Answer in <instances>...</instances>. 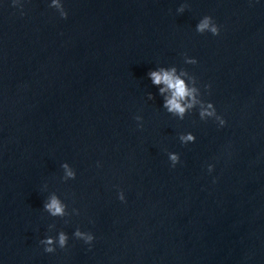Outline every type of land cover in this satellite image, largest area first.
Wrapping results in <instances>:
<instances>
[{
	"label": "water",
	"instance_id": "water-1",
	"mask_svg": "<svg viewBox=\"0 0 264 264\" xmlns=\"http://www.w3.org/2000/svg\"><path fill=\"white\" fill-rule=\"evenodd\" d=\"M177 4L65 0L62 19L47 0H26L24 16L0 3V264H264V0ZM205 14L218 36L195 32ZM171 64L211 84L225 127L160 107L146 73ZM186 130L197 139L182 146ZM164 149L182 163L170 168ZM63 161L74 180L61 181ZM45 182L80 215L49 217ZM50 223L66 249L43 252ZM77 225L95 234L91 250Z\"/></svg>",
	"mask_w": 264,
	"mask_h": 264
},
{
	"label": "clouds",
	"instance_id": "clouds-1",
	"mask_svg": "<svg viewBox=\"0 0 264 264\" xmlns=\"http://www.w3.org/2000/svg\"><path fill=\"white\" fill-rule=\"evenodd\" d=\"M3 0H0L2 3ZM26 0H11V5L14 8L20 9L19 14L25 15L23 11ZM47 6L55 9L59 17L66 19L68 12L65 8V0H47ZM190 7L189 0H178L176 7L177 14H183L186 9ZM194 30L199 34H211L212 36H218L221 31V26L216 22L212 15L205 14L201 16L195 23ZM183 63L185 65H196L198 60L194 56H189L186 52L181 53ZM147 78L151 84L156 87L157 94L161 97V108L171 116L178 120H184L188 114L196 113L199 121L212 122L217 129L223 128L227 124V120L224 115L218 112L216 105L210 99L205 97L210 95L211 84L203 83L192 74L185 67H177L175 64L171 65H156L146 73ZM148 100H153L154 96L151 92L147 94ZM134 120L137 122L136 127H143V117L141 115H135ZM177 139L182 146L193 144L196 142V135L192 131H181L177 133ZM170 168H175L178 164H181V154L176 151H170L164 149ZM96 167H102L101 162L96 161ZM203 167L208 174H212L215 169L214 162H206ZM62 175L61 181L67 182L74 180L77 176L76 169L68 162L63 161L60 164ZM212 182H216V177L212 178ZM41 191L46 192L42 202V210L52 218H60L65 224L69 223L71 216L80 215V210L76 207H72L69 210V204L62 199L56 191H49L48 184L45 182ZM116 198L123 202H126V195L122 189L117 188ZM89 223L94 221L89 218ZM48 233H46L41 239H39V245L42 246V250L45 253H55L57 249H66L69 242V233L62 228L57 229L55 223L48 224ZM55 234H52V233ZM71 237L82 241L83 244L88 246L91 250L94 241L96 240L95 234L88 229H82L77 225L72 233Z\"/></svg>",
	"mask_w": 264,
	"mask_h": 264
}]
</instances>
